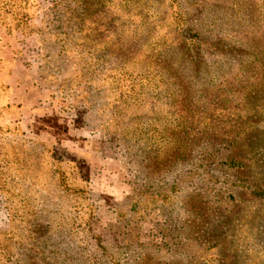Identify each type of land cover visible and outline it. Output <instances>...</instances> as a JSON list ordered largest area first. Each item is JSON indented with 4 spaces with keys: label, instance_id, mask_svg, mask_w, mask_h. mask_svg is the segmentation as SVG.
<instances>
[{
    "label": "rangeland",
    "instance_id": "obj_1",
    "mask_svg": "<svg viewBox=\"0 0 264 264\" xmlns=\"http://www.w3.org/2000/svg\"><path fill=\"white\" fill-rule=\"evenodd\" d=\"M0 264H264V0H0Z\"/></svg>",
    "mask_w": 264,
    "mask_h": 264
}]
</instances>
